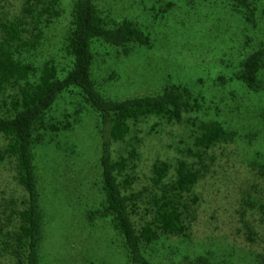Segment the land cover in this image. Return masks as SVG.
I'll list each match as a JSON object with an SVG mask.
<instances>
[{
  "label": "trees",
  "instance_id": "obj_1",
  "mask_svg": "<svg viewBox=\"0 0 264 264\" xmlns=\"http://www.w3.org/2000/svg\"><path fill=\"white\" fill-rule=\"evenodd\" d=\"M61 1L24 0L16 16L0 19V165L9 167L18 193L0 204V264H46L45 204L55 194H44L40 185L36 148L50 132L69 126L55 121L52 112L68 91H75L98 118V205L88 211L89 219L96 216L108 223L122 264H159L150 259L148 248L162 238L189 234L198 202L195 185L215 163L214 150L233 142L235 133L215 119H185L199 104L180 84L155 94L105 97L92 75L96 45L128 55L134 46L148 48L159 39L116 8L105 13V6L96 0H68L69 26L60 47L66 65L54 58L40 59L36 49L44 29L59 20ZM164 6L165 11L186 9L188 27L205 18L208 24L215 21L221 26L218 34L231 30L227 38L239 43L234 47L237 66L231 76L249 92L264 94V0H166ZM182 26L187 30L185 23ZM148 118L165 125L186 123L190 128L184 126L187 135L171 159H156L149 183L135 190L139 153L134 142L139 139L131 133ZM114 143H123L129 150L114 157ZM250 165L264 175V161L253 160ZM169 264L212 263L198 257ZM260 264H264V253Z\"/></svg>",
  "mask_w": 264,
  "mask_h": 264
},
{
  "label": "rangeland",
  "instance_id": "obj_2",
  "mask_svg": "<svg viewBox=\"0 0 264 264\" xmlns=\"http://www.w3.org/2000/svg\"><path fill=\"white\" fill-rule=\"evenodd\" d=\"M96 1L105 6V13L116 8L159 39L148 48L134 46L128 55L96 45L92 75L105 97L155 94L180 84L199 104L185 119H215L235 133L233 142L214 150L215 163L195 185L198 202L189 234L162 238L148 248L150 259L159 264L198 257L212 264H260L264 253V175L250 164L264 161V94L249 92L231 76L236 71L235 48L239 44L228 39L231 30L218 34L221 26L215 21L208 24L205 18L188 27L186 9L165 11L166 0H159L162 4L158 5L156 0ZM23 2L0 0L1 21L16 16ZM60 6L59 20L44 29L36 52L42 60L54 58L65 66L60 47L69 26L68 0H62ZM183 23L189 29H184ZM239 27L243 25L239 23ZM52 112L55 121L69 126L50 132L36 148L40 185L44 194H55L53 199L47 195L45 204L46 264H122L118 241L108 223L96 216L91 221L87 214L98 205L97 114L75 91L63 93ZM183 125L190 128V124ZM184 126L148 118L132 128L131 137L139 139L132 140L139 153L132 185L135 190L149 183L150 167L156 159H171L175 154L187 135ZM127 150L123 143L112 145L114 157ZM15 188L9 167L0 165V204L18 196Z\"/></svg>",
  "mask_w": 264,
  "mask_h": 264
}]
</instances>
